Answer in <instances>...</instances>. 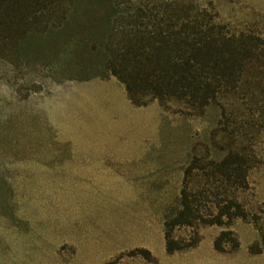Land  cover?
I'll list each match as a JSON object with an SVG mask.
<instances>
[{"label":"rangeland","instance_id":"rangeland-1","mask_svg":"<svg viewBox=\"0 0 264 264\" xmlns=\"http://www.w3.org/2000/svg\"><path fill=\"white\" fill-rule=\"evenodd\" d=\"M194 1L202 8L215 11L219 22L231 31H252L264 38V0ZM79 11L84 14L87 10ZM82 14L81 19L69 18L46 32H43L46 24L39 22L32 27L27 40L2 45L0 50V264H100L111 253L108 236L103 235L108 230L103 233L99 229L98 235L83 237L86 244L76 256L75 249L64 244L71 233L62 227L69 217H76L75 212L70 216L66 213L67 203L62 200L59 188H46L49 183L43 172L28 170L31 157L42 161L46 147L58 146L56 130L49 123L45 106L53 100L58 87L114 77L105 68L106 56L109 50L118 48L117 43L133 36L122 32L120 25L112 28L106 22L105 11L96 10L84 17ZM49 57L55 60L52 70L42 66ZM252 88L258 93L264 84ZM74 89L59 93L55 99L67 101ZM92 95L99 107L103 101L114 99L106 88H100L98 93L95 90ZM252 97L247 98L246 104L239 96L236 100L221 98L203 114L175 100H152L145 107L158 106L155 124L147 121L153 119L149 113L141 115L134 107L131 111L116 105L92 109L93 122L99 124L96 127L101 135L123 133V146L147 141L149 148L163 151L162 186H159L158 173V185L149 182L146 190L149 207L158 215L157 221H152L153 226L156 222L158 227L163 225L164 243L166 221L175 218L182 209L181 190L186 171L197 165L190 188L201 190L208 185V179L206 169L200 167H208L212 161L222 162L231 149L239 146L247 147L255 157L249 175L250 189L240 193V198L245 199L248 211L251 216L255 215L264 231V115L259 114L262 111L258 104L260 94ZM237 223L253 227L257 235L254 244H261L259 226L251 221L238 219L230 227L221 229L233 231L239 240L242 234L233 230ZM209 227L218 226L177 227L174 236L187 241L198 237L201 242L202 231ZM82 232L79 229V234ZM151 234L155 238V232ZM154 243L151 238V247ZM227 248L232 249L229 245ZM124 259L155 261L150 252L143 250L122 254L111 264H119Z\"/></svg>","mask_w":264,"mask_h":264},{"label":"trees","instance_id":"trees-1","mask_svg":"<svg viewBox=\"0 0 264 264\" xmlns=\"http://www.w3.org/2000/svg\"><path fill=\"white\" fill-rule=\"evenodd\" d=\"M79 10L87 11L82 14ZM96 10L106 12V22L112 28L120 25L122 32L133 35L117 43L116 50H109L105 68L125 85L136 107H145L152 100H175L203 114L221 98L236 100L239 96L246 104L250 95L260 94L259 114L264 115V89L255 93L252 88L264 84V38L252 31H231L219 22L215 11L200 7L194 0H0V50L2 45L27 40L39 22L46 24V32L69 18L81 19V14L84 17ZM53 61L49 57L42 66L52 70ZM254 164L255 157L247 147L231 149L222 162L200 167L206 169L208 185L197 191L190 188L197 165L186 171L182 209L166 221L170 255L200 243L198 237L190 241L176 238L177 227L227 228L238 219L257 224L245 199L240 198V193L250 189ZM259 230L261 244L250 248L254 255L264 252V231L260 226ZM239 246L230 230L215 241L220 252H235Z\"/></svg>","mask_w":264,"mask_h":264},{"label":"crops","instance_id":"crops-1","mask_svg":"<svg viewBox=\"0 0 264 264\" xmlns=\"http://www.w3.org/2000/svg\"><path fill=\"white\" fill-rule=\"evenodd\" d=\"M72 87L75 88L69 94L72 98L55 99ZM58 88L53 100L45 105L58 146L46 147L42 161L31 157L28 170L43 172L49 183L46 188H59L62 200L67 203L66 213L70 216L75 212L76 217H69L62 227L71 233L64 244L72 246L76 256L86 244L83 237L98 235L99 229L106 233L107 229L108 233L103 235L108 236L111 253L100 264H111L122 254L143 250L150 252L155 261L124 259L119 264H264V252L254 255L250 251L257 238L254 228L243 223H237L233 229L242 234L235 252L218 251L215 241L223 230L209 227L202 231V240L196 247L170 255L164 243L163 225L158 227L156 222L153 226L152 221H157L158 215L149 207L146 190L149 182L158 185L159 174L162 186L164 153L149 148L147 141L123 146V133L101 135L96 127L99 124L93 122L92 109L98 110L99 104L92 94L100 88L109 89L114 99L100 101L104 104L99 108L116 105L131 111L134 107L141 115L149 113L153 119L147 121L152 124L156 122L158 106L133 105L124 84L115 77L72 82ZM81 228L83 232L79 234ZM151 231L155 232V238ZM151 238L155 242L153 247Z\"/></svg>","mask_w":264,"mask_h":264}]
</instances>
